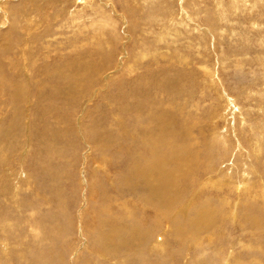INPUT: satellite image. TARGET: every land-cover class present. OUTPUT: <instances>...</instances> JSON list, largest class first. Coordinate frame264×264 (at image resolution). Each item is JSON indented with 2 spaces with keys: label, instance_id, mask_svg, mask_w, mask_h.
<instances>
[{
  "label": "rangeland",
  "instance_id": "1",
  "mask_svg": "<svg viewBox=\"0 0 264 264\" xmlns=\"http://www.w3.org/2000/svg\"><path fill=\"white\" fill-rule=\"evenodd\" d=\"M76 5L81 4L0 0V39L8 41L7 47L0 48V73L12 79L11 84L16 82L13 88H0V144L1 138H7L11 152L22 155L20 159L24 156L21 163L8 162L13 168L8 176L0 148V222L4 221L0 250L5 242L0 264H138L129 253L132 243L121 250L120 257L94 258L86 249L87 244L92 247L97 229H104L99 219L115 214V220L123 219L113 196L127 165L124 142L136 143L132 132L140 129L134 120L137 98L143 108L139 115L166 110L184 130L190 129V136L181 132L180 139L199 150L200 158L192 164V189L182 200L193 194L197 203L207 199L226 210L213 233L207 231L215 238L210 245L189 236L184 222L189 204L182 208L177 202L174 218L156 226L151 223L153 209L147 207L144 218L133 212L126 224L150 226L153 233L163 231L166 241L165 249H156L161 253L150 247L152 241L147 243L146 260L259 264L251 252L264 254L257 247L263 246L264 228L258 236L250 235L247 225L241 228L238 222L246 204L264 211V0H90L83 7ZM75 7L83 10L75 12L77 16L68 14ZM95 12L110 14L113 23L103 28L91 25ZM24 42L27 49L21 51ZM96 53L100 59L110 53L104 66L90 65L100 61ZM23 54L29 64L27 80L21 76ZM152 80L161 82L158 85L164 89L153 88ZM17 85L21 100L11 105L9 94ZM135 87L140 94H135ZM18 108L21 116L12 127L8 122ZM207 146H213L209 152ZM100 161L104 166H96ZM20 169L29 181L14 179L13 173ZM209 171L212 175L207 179L204 175ZM223 179L226 183L221 188L213 183ZM17 180L21 188L13 201L8 190ZM204 182L207 185L195 191ZM142 184L151 186L140 182L138 188ZM224 195L234 205L235 218L228 217ZM176 221L181 225L180 236L174 233ZM181 236V250L188 252V260L177 254ZM247 241L258 243L244 246Z\"/></svg>",
  "mask_w": 264,
  "mask_h": 264
},
{
  "label": "bare ground",
  "instance_id": "2",
  "mask_svg": "<svg viewBox=\"0 0 264 264\" xmlns=\"http://www.w3.org/2000/svg\"><path fill=\"white\" fill-rule=\"evenodd\" d=\"M88 1L90 2V0H75V3L81 4L83 7V6H85V4H87ZM81 5H76V7L81 6ZM76 7L73 9H70V11H68L69 12L68 14L74 15L75 12H79V11L81 12L83 10V9H80V10L76 11ZM100 14H101L100 12L94 13V15H96V17H95L96 19L91 20V23H92L91 25L94 24L93 26H96V28L97 27L103 28L104 26L110 25V21H111V23H113L112 22L113 19L110 17L111 16L110 14L105 15V16L100 15ZM75 16H77L76 13H75ZM98 16H99V18H98L99 22L97 20ZM186 18H188V17H186ZM73 20L74 19H72L71 22H73ZM96 23H97V25H95ZM31 30H32V27L27 31L26 36L29 35ZM162 37H165V36H162ZM25 40H27V39H25ZM7 43H8V41L6 39H4V40L0 39L1 50H3L5 47L8 46ZM26 45H27V43L24 42V44H22L20 46L21 49H19V50L25 51L27 49ZM29 47H31V46H29ZM21 53H23V52H21ZM25 54H23V60H22V63L24 66L22 65L23 67H20V69H21V73H22L21 76H23L27 80L29 78V77H27V75H28L27 74V66H29V64L27 63V60L25 59ZM96 54H97V57L100 59V57L98 56V53H96ZM141 55H143V54H141ZM105 56H107V57H105ZM105 56H101V59L99 62H96V63L91 62L90 65H92V67H93V65L95 67H98L97 65L104 66L105 60H107V58L110 56V53H107V55H105ZM85 66H86V64H85ZM87 66L89 67V65H87ZM12 67H13V65H12ZM88 69H90V68H88ZM82 70H84V69H82ZM97 72H99V71H97ZM0 74H1L0 88L10 87V86L13 88L16 85L15 81H13L14 83L11 84L12 79H9V80L5 79V78H8V77H4V76H6L5 74H3V73H0ZM20 78H22V77H20ZM86 79H87V81L92 82V77L88 76ZM156 81L152 80L151 82H149V85L153 84L154 85L153 88L156 87V88H158V90L164 89L163 85L162 86L158 85V84H161V82H158V81L156 82ZM5 82L7 83V86H6V84H4ZM21 83H23V82H21ZM143 86H145V85H143ZM135 88H137V87H135ZM138 90H139L138 88L135 90L136 95L140 94L138 92ZM18 94H19V86L16 87L15 92H11L9 94V100H10L11 105H14V104H16V102L21 100V98H20V96H18ZM136 95H135V98H136ZM27 98H29V97H27ZM137 99H136L137 104L136 103L133 104V106H135V108H136V112H135L136 119H134V120H136L138 122L140 129H139V131L133 129V132H132L134 135L133 138H136V141H135L136 143H132V144H135V145L132 146V144H130V141L124 142L125 143L124 144L125 145V151H126V154L128 157V160L126 163L127 165L125 167V172L119 178L118 183L116 182L118 184V187H117V190L116 189L115 190L118 191V193L117 194L114 193V196H113L116 199L117 204L120 205L121 211L123 210V214H122L123 219L119 220V221L115 220L118 217V214H115V215L109 216V219L102 221L99 219V217L101 218V215H100V213H98L99 222H101L104 229H97L94 237L92 238V247L88 246V244H87L86 249H87V251L90 252V255L91 254L95 255L94 258H96L97 256H99V257L103 256L105 258L106 255H114V256L117 255V257H120L121 250L128 248L129 245L132 243V245L129 248L130 249L129 253L133 258L137 259L138 264H156V263L167 264L164 257L159 259V260H156L154 262L146 260V256L149 255L150 247H152V249H154V250H156L157 248L165 249L166 241L163 240V235L160 234V232H163V231L156 230L153 233V228L150 226L139 227L136 224H133L130 222H128V224H126V222H127L126 219L130 218V216L133 212H137L140 217L144 218V214H145L144 210L147 207L153 209L155 216L151 220V223H153L156 226V224H160L163 219H173L174 218L175 213H176L174 208H175V205L177 202L180 203L182 208H186V205L189 204L190 207L188 208V210H190V212L184 213V222H185V225L188 227L189 234H190L189 236L193 239L200 240V243H203L204 241H206V244L210 245L211 243H213L215 241V238H214L213 234L211 235L207 231H211V229L217 224L219 217L223 218L226 215V210H225L223 205L221 207H219L215 203H213L212 201H209L207 199L199 200L200 203H197V200L193 199V194L190 195L191 199L182 200L185 198L186 194L192 189V181H191L192 164L198 162L199 158H200L199 150L195 151L196 149L195 150L191 149L190 148L191 145L190 146L187 145L186 144L187 142L185 140L180 139L181 132H182V134H185L187 137H189L190 136V129H189V127H187V129L184 130V128L182 126H180L179 124H177V122L172 117H170L169 115L166 114V110H164L165 112H163V111L158 112L157 110L153 111V109H151L148 111V109H147L148 112L145 115H143V116L139 115L140 109L142 107H140L138 105L139 103H138ZM22 100H24V99H22ZM142 102H141V104H142ZM145 105H147V103ZM144 107L146 108V106H144ZM153 107H155V106H153ZM150 108H151V106H150ZM128 110H130V109H128ZM142 110H143V108H142ZM120 111H124V110L120 107ZM132 111H134V110H132ZM20 116H21V109L18 108L17 113L14 114V116H12L11 119H9L8 123L12 127H14V125L16 123H18V118ZM0 120H1V118H0ZM186 125L187 124H184L185 127H186ZM136 127H134V128H136ZM8 128H6V129H8ZM261 129L264 130V127L261 126ZM9 131H11V130H9ZM92 132L94 134H96L95 131L92 130ZM262 134L264 135V131L262 132ZM108 136H110V135H108ZM218 138H222V136L221 137L219 136ZM5 139H7V138H4V139L1 138L2 143L0 144V148H1V153L6 157V161H5L7 164L6 165V172L8 173V176H11L13 168L11 169L10 167H8V165H9L8 162L10 160H15V161H18L21 163L22 161H24V156L20 159L19 157L22 155H20V156L14 155L10 150L9 143H6L4 141ZM106 139H107V137H106ZM111 140H113V138H111ZM191 140H192V138H191ZM249 140L252 141V143H254V144L260 143V141L258 139H249ZM6 141H9V140H6ZM107 141L109 143H111L110 140L107 139ZM133 142H134V140H133ZM214 142H211L212 145L215 144ZM191 143H194V145H196L198 143V141H196V142L192 141ZM223 144L226 147L225 141ZM212 147L213 146H210V147L207 146L208 152L211 150ZM225 152H227L226 149H225ZM100 155H103V154L100 153ZM105 157H106V155H105ZM102 160H103V158H102ZM96 166L99 167V166H104V165H103V162L100 161L99 163L97 162ZM22 171H23V169H20L17 173H13V175L15 174L13 176L14 179L18 177V178H22V179H18L20 181H23V180L29 181L28 174H26L25 172H22ZM210 172H212V171L206 172L204 177H206L207 179L211 178L210 176L212 174L210 176L207 174ZM242 172H243L242 175H247V173H248V171H246V170H242ZM23 174H25L24 178L22 177ZM1 178H2V176H0V180H1ZM6 180H7V177H6ZM18 180L15 181L14 184L12 183L11 189L8 190V195L13 201H15L17 199V197L19 196L18 191L21 188V185L18 184V182H19ZM140 182H144V183L147 182V184L149 183L151 186L145 187L142 184L138 188V184ZM213 183L217 184V186H219V188H221L222 186L225 185L226 182L223 179V180H221V182L216 181ZM204 185L206 186L207 183H205V182L200 183V184L198 183L195 191H197V189L203 187ZM245 185H247V183L243 182L244 187H245ZM237 186H239V185H237ZM1 188L6 189V187L3 184L1 186ZM112 189H114V188H112ZM105 192H107V190L103 189V187H102L103 196H106ZM107 197H108V195H107ZM126 197H130L131 199H134V200H128ZM222 199L229 205V216L228 217L231 219L235 218L238 214H237V212H235V209L233 207L234 205L231 204V199H228V196H225V195L222 196ZM250 199H251V197H250ZM247 203H250V201L247 200ZM133 208H135V209H133ZM30 210L31 209H29V211ZM241 211H244V212H243L242 220L238 222L240 225L239 227H241L242 224H245L249 228L247 231L250 233V235H252L254 233L258 236L259 229L264 228V211L261 210L260 207H258V206L252 207L250 204H246L245 207L243 208V210H241ZM7 222L12 224L11 221H7ZM0 224H1V227H4V221H2V223L0 222ZM180 226L181 225L179 224L178 221H176V223L173 225L174 233L177 236L181 235ZM214 228L212 229V231L214 230ZM30 231H32V229ZM212 231H211V233H213ZM202 232H207V235L203 238H201L199 236ZM35 233H34V236H36ZM2 241L3 240H1V242ZM150 241H152V244L150 245V247L149 246L147 247V245H148L147 243H149ZM256 243H258V242H254V244H256ZM4 244H5V242H3V248H1V250L5 248ZM178 244H179L178 253H177L178 256H180L184 260L185 259L188 260V258H186L188 256V252L186 250L184 252H182V250H181L182 246L184 245V237L183 236L180 237ZM254 244H253V242L247 241L246 243H244V246H252ZM262 245L264 246V243ZM263 246L257 245V247H260L261 250H264ZM158 253H161V252H158ZM163 253H165V250L163 251ZM2 255H3V253H2ZM251 255L254 258V261H258L259 264H264V260H263L264 254L260 255L259 253L256 254V253L251 252ZM121 257L123 258L124 256H121ZM87 258H88V256H87ZM87 258L85 260H87ZM226 262L228 264H231V262H229V261H226ZM244 263L248 264V263H252V262H244ZM253 263L256 264V262H253ZM82 264H88V261L83 262ZM120 264H124V263L121 262ZM182 264H187V261H185ZM190 264H203V262L199 261V260L198 261L193 260V261H191ZM232 264H234V262Z\"/></svg>",
  "mask_w": 264,
  "mask_h": 264
}]
</instances>
